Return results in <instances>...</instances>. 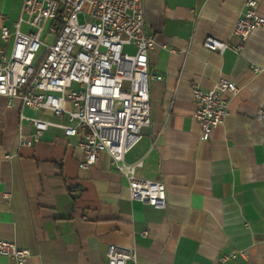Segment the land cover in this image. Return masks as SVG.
Instances as JSON below:
<instances>
[{"label":"crops","instance_id":"1","mask_svg":"<svg viewBox=\"0 0 264 264\" xmlns=\"http://www.w3.org/2000/svg\"><path fill=\"white\" fill-rule=\"evenodd\" d=\"M22 1L0 0V32L17 20ZM243 2H144L155 40L149 71L161 78L149 81L151 123L125 161L141 160L136 174L164 183V208L130 199L107 153L82 167L79 135L49 126L21 145L20 135L34 133L28 117L56 118L0 95V239L29 250L23 264H106L109 244L133 250L127 264H214L237 249L247 256L225 264H264V24L239 51L202 46L206 36L237 42L231 31ZM257 9L264 17V0ZM10 45L0 34V47ZM220 77L237 91L204 138L192 88L207 90ZM0 264L13 260L0 255Z\"/></svg>","mask_w":264,"mask_h":264},{"label":"built area","instance_id":"2","mask_svg":"<svg viewBox=\"0 0 264 264\" xmlns=\"http://www.w3.org/2000/svg\"><path fill=\"white\" fill-rule=\"evenodd\" d=\"M261 1L244 0L231 31L236 43L206 36L202 46L217 52L228 47L242 49L250 34L264 24L257 9ZM144 2L23 0L17 20L11 27H1L2 41L10 39L11 45L8 52L0 47V95L7 104L17 98L22 106L48 111L56 118L28 117L34 133L31 139L20 135L21 145L37 141L49 126L61 128L67 136L79 135L82 167L105 152L125 176L130 199L164 208V183L139 177L136 170L141 160L125 161L126 153L139 141L141 129L151 123L149 81L161 78L149 71L148 54L155 40L146 24ZM236 91V84L224 77L207 90L192 88L197 104L194 118L202 137L222 123L228 99ZM257 115L262 116L263 110ZM64 117L71 123L62 122ZM0 255L10 257L13 264H23L30 252L0 239ZM106 256V264L135 260L131 248L117 244L107 246ZM236 256L246 257L247 253L242 249L224 253L214 264H225Z\"/></svg>","mask_w":264,"mask_h":264},{"label":"rangeland","instance_id":"3","mask_svg":"<svg viewBox=\"0 0 264 264\" xmlns=\"http://www.w3.org/2000/svg\"><path fill=\"white\" fill-rule=\"evenodd\" d=\"M79 20H80V21H82V18H81V16H79ZM46 27H47V25L45 26V28H46ZM47 40H49V41H50V40H51V39H50V37H49V38H47ZM72 88H74V89H77V88H78V86H77V85H73V86H72Z\"/></svg>","mask_w":264,"mask_h":264}]
</instances>
